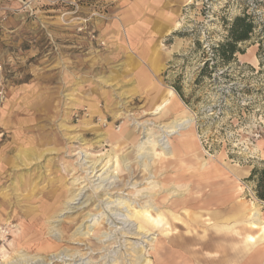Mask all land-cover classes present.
I'll list each match as a JSON object with an SVG mask.
<instances>
[{
  "label": "rangeland",
  "instance_id": "obj_1",
  "mask_svg": "<svg viewBox=\"0 0 264 264\" xmlns=\"http://www.w3.org/2000/svg\"><path fill=\"white\" fill-rule=\"evenodd\" d=\"M59 4L65 2L0 0V91L6 94L0 99V264H74L66 256L72 253L78 264H130L141 253L152 264H201L200 239L215 241L202 236L213 230L210 213L230 206L221 201L236 195V178L245 200L257 197L249 178L264 164V0H194L188 7L172 40L174 74L162 80L188 113L189 128L172 135L160 128L171 119L157 121L155 109L114 90L116 81L99 62L95 66L97 60L69 58ZM245 13L257 32L224 59L218 48L227 42L230 23ZM74 62L80 65L75 72L67 68ZM147 130L153 141L162 135L182 154L160 160L153 151L147 162L137 160L134 146ZM114 133L123 138L120 144ZM190 134L208 160L205 171L199 158L183 154ZM108 156L114 158L107 165ZM117 198L137 210L153 204V216L166 213L170 225L140 230L130 216L133 207L112 203ZM255 206L264 209L258 199L236 209L250 216ZM231 211L232 205L219 213ZM195 216L199 223L191 221ZM171 228L169 235L162 232ZM251 235L261 240L258 230ZM17 252L35 260L20 262Z\"/></svg>",
  "mask_w": 264,
  "mask_h": 264
},
{
  "label": "crops",
  "instance_id": "obj_2",
  "mask_svg": "<svg viewBox=\"0 0 264 264\" xmlns=\"http://www.w3.org/2000/svg\"><path fill=\"white\" fill-rule=\"evenodd\" d=\"M61 1L65 4H59L57 18L58 25L65 31L63 36H67L63 42L67 44L69 58L75 60L82 55L87 60H97L95 66L99 62L104 75L113 77L116 81L114 90L123 91L125 96L129 97L130 102L137 99L143 106L155 109L170 88L163 84L162 80L168 75L167 73H169L168 76L171 73L174 74L172 70L176 67L172 65L176 62L177 56L174 50L177 43L172 42L179 30L176 24L183 22L184 14L187 13L188 7L194 0ZM74 4L79 5V11L76 14H74L76 11ZM92 11H100L110 17L107 20L100 18L92 20L94 30L100 38L107 42L105 49L100 48L86 35L77 32L79 22L75 20L76 15L85 18ZM65 55L63 54V60L66 58ZM79 67L80 65L74 62L67 68L75 72ZM62 70L68 71L65 67H62ZM95 96L100 97L97 94ZM83 101L95 109L94 102L87 101V98ZM245 199L243 195L233 197L231 201L221 203L230 206L226 208L220 206L221 208L214 210L225 214L231 205L242 203L248 207L258 197L254 201ZM258 201L264 204L260 199ZM207 209L210 208L207 207ZM261 211L264 217V209L261 208ZM210 231L214 232L216 237L225 235L222 232ZM243 237L235 238L232 243L223 240L221 244L218 242L217 244L205 243L204 238L200 239V244H203L197 247L203 255L199 259L196 257L197 261L201 264H264V244L247 249L243 244L245 241ZM186 256L190 257L191 261L194 260L193 255L186 254Z\"/></svg>",
  "mask_w": 264,
  "mask_h": 264
},
{
  "label": "bare ground",
  "instance_id": "obj_3",
  "mask_svg": "<svg viewBox=\"0 0 264 264\" xmlns=\"http://www.w3.org/2000/svg\"><path fill=\"white\" fill-rule=\"evenodd\" d=\"M180 25H181L180 23H177L176 27H178ZM163 96L164 97H163V99H161L162 100L161 103L158 106H156L155 110H153L151 112V115H153L157 121H160V120H163V119H171V122H168V124H164L163 126L159 125V127L161 126L160 128L164 129L163 132L165 134H168V135L175 134L178 131H180L181 129L182 130H185V129L187 130L189 128V125L187 123V120L185 121V119H184V118L187 117V114H188L187 110H186L187 108H186V106L183 105L185 108L180 109V107H182V103L183 102H181V99L179 98L178 94L175 92V90L173 88H168L167 93L165 95H163ZM192 121L193 120H191V122ZM142 134H143L142 135L143 137L139 138L138 139V144H136L134 146V149L136 150V154H137V157H136L137 160L138 159H140V160L145 159V161L147 162V159L153 156V153H152L153 151L157 152L156 154H157V156H159L160 160L163 159L162 155H164V157H166L167 155H171V157H174V159H175L176 157H179L180 154H182L181 152H178L176 150H173V148L168 147V145L164 143V137L162 135H160V136L157 135L158 137L155 136V139L153 141V139H152L153 138V134L148 132V130L144 131ZM190 135H191L190 137H186V138H184V141H182L181 147L183 149L182 150L183 154L184 155L185 154L189 155L194 161L196 159V162H197V159L199 158L200 161H198L197 163L200 166V169L205 171V170L208 169V165H209L208 160L205 159L204 157H202V155L198 152V147L196 146V143L194 142V140L196 138L194 136H192L193 134H190ZM112 138H114V142L116 144L117 143L120 144L123 141V138L122 137L120 138V136L118 137L116 135H112ZM127 138H129V137H127ZM153 143L156 146H158V148L157 147H154L153 149L150 148V145L153 144ZM157 149L160 150V152H158ZM108 157L110 159L106 163L107 165H108V163H111L113 158H114L113 156H112V158L110 156H108ZM170 159H172V158H170ZM122 161H123L124 165L126 164V166H129L128 160L122 159ZM93 170H95V168H93ZM245 173L247 174V171ZM115 175H118V174H115ZM116 178H117V176H116ZM236 180H237V184L235 186L236 195L233 196L234 198H236V197H238V196H240L241 194L244 193V187L242 186L243 185L242 182L239 179H237V178H236ZM100 188H101V186H100ZM171 193H172V195H175L176 191L173 189L171 191ZM70 200H73V199H70ZM228 201H231V200H228V198H223L221 203L228 202ZM112 203H116L118 206H121V207H123L124 205L125 206L128 205L129 207H133L130 204L132 202L128 203L127 199H122V198H120V199L117 198V200H115ZM153 206H154L153 204L152 205L150 204V205H147V206H142L139 210H137L136 208L134 209V207H133L132 208L133 211L131 210V213L129 212L131 218L138 222V224H139L138 227H139L140 230L148 229L150 231V230H152L154 228H158V226L160 224H162V223H164L166 225H170L169 219H167L168 216H167L166 213L157 212L158 213L157 216L156 217L153 216L152 212L150 211V209H152ZM237 206L238 205H232V211L230 212L231 214L229 216H227V217H225V215H222V214H220L217 211H214V212L210 213V215H212V218L215 220V223L213 224L214 227H213L212 231H215L216 233L222 232L223 234H225L223 236L224 238L222 236L216 237L215 233L211 232L208 229L205 230V233L202 236L203 237H209V235L213 236L212 239H214L215 241L211 242V244H217V242L221 244L223 242V240L225 242L232 243L233 241H235V238H237V237L240 238V237L244 236L243 239L245 241H243V244H244V246L247 249L250 248V247H256L258 245L264 244V218H263V215H262V213L260 211L259 206L258 207L255 206V208L250 211V216H246V214H247L246 211L245 212H239L236 209ZM170 215H171V216H169L170 219L176 218L174 213H171ZM190 219H191L192 222H195V223H199L201 221V217L200 216L190 217ZM127 222H128V220H127ZM90 227L87 228L88 230H87V232H85V234H84L85 236L86 235H88V236L91 235L92 230H91ZM257 230L261 234V240L259 242H258L256 237L251 235L252 232H255ZM55 231L56 230H53V231H51V233L55 234V236H57ZM169 231H173V229L171 228L170 230H166V231L163 230L162 232L168 234ZM76 233H77V235H80L81 231L80 232H76ZM82 233H83V230H82ZM189 233H190V231H189ZM0 237H3V236H0ZM104 238H106V237H104ZM104 238H102V239H104ZM3 240L5 241L6 238H3ZM201 244H203V243H201ZM201 244H199V245H201ZM208 250H209V248H208ZM234 254H236V253H234ZM75 255H76V253H72L71 255H66V256L71 257V259L68 260V261H70V262L75 261L74 264H78L76 262V260H73V258L77 259L75 257ZM16 257H17L18 260H20V262H25V263H30V262H33L35 260L33 257H30V256H28L27 254H25L23 252H17L16 253ZM31 258H33V259H31ZM13 263H14L13 261L6 262V264H13ZM69 264H72V263H69ZM130 264H152V261H151V259L143 258V255L141 253V255H136V259H134Z\"/></svg>",
  "mask_w": 264,
  "mask_h": 264
},
{
  "label": "trees",
  "instance_id": "obj_4",
  "mask_svg": "<svg viewBox=\"0 0 264 264\" xmlns=\"http://www.w3.org/2000/svg\"><path fill=\"white\" fill-rule=\"evenodd\" d=\"M257 29L258 25L251 15L245 13L236 17L229 25L226 44L218 48L224 59H230L233 54L239 51L237 46L250 41L256 34ZM249 181L255 182L257 197L264 202V164L261 168L254 167Z\"/></svg>",
  "mask_w": 264,
  "mask_h": 264
},
{
  "label": "built area",
  "instance_id": "obj_5",
  "mask_svg": "<svg viewBox=\"0 0 264 264\" xmlns=\"http://www.w3.org/2000/svg\"><path fill=\"white\" fill-rule=\"evenodd\" d=\"M74 5L76 8V11L74 14H76L79 11V5L77 4H74ZM94 18H100L103 20L110 19V17H108L106 14L102 12H97V11H94L93 13H91L89 16L85 18L76 16L75 20L79 22V25L77 27V32L79 34L86 35L92 42L97 43L100 48L105 49L107 47V42L99 37V35L97 34V32L94 30L92 26V20ZM5 97H6L5 91L4 90L0 91L1 101H3ZM0 229L2 231V228Z\"/></svg>",
  "mask_w": 264,
  "mask_h": 264
},
{
  "label": "water",
  "instance_id": "obj_6",
  "mask_svg": "<svg viewBox=\"0 0 264 264\" xmlns=\"http://www.w3.org/2000/svg\"><path fill=\"white\" fill-rule=\"evenodd\" d=\"M263 202V201H262Z\"/></svg>",
  "mask_w": 264,
  "mask_h": 264
}]
</instances>
